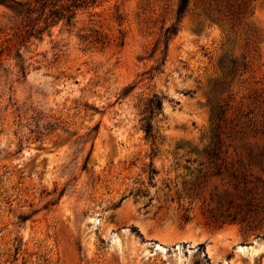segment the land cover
<instances>
[{
	"label": "rangeland",
	"instance_id": "rangeland-1",
	"mask_svg": "<svg viewBox=\"0 0 264 264\" xmlns=\"http://www.w3.org/2000/svg\"><path fill=\"white\" fill-rule=\"evenodd\" d=\"M177 4L103 0L4 55L0 264H264L213 155L264 146V0H189L165 48Z\"/></svg>",
	"mask_w": 264,
	"mask_h": 264
},
{
	"label": "trees",
	"instance_id": "trees-1",
	"mask_svg": "<svg viewBox=\"0 0 264 264\" xmlns=\"http://www.w3.org/2000/svg\"><path fill=\"white\" fill-rule=\"evenodd\" d=\"M103 0H0V38L6 43L0 47V71H6V56L21 59V47H27L33 41H40L48 29L62 22L71 25L78 11L99 5ZM189 0H178L175 22L163 31L165 48L168 40L178 31V22L186 10ZM25 74L24 68L19 64ZM141 117L142 129L147 137L153 136L151 117L162 112V101L152 95L146 102ZM234 148L235 157H219L213 150L214 174L224 181V188L216 191L215 201L222 208L221 216L231 221L248 223L249 219L264 218V146L260 151L250 147ZM227 152V149L224 150ZM148 178L153 179L157 172L149 164ZM236 198L239 199L236 202ZM203 244H200L202 247Z\"/></svg>",
	"mask_w": 264,
	"mask_h": 264
},
{
	"label": "bare ground",
	"instance_id": "bare-ground-1",
	"mask_svg": "<svg viewBox=\"0 0 264 264\" xmlns=\"http://www.w3.org/2000/svg\"><path fill=\"white\" fill-rule=\"evenodd\" d=\"M240 249H243L242 247H240Z\"/></svg>",
	"mask_w": 264,
	"mask_h": 264
}]
</instances>
